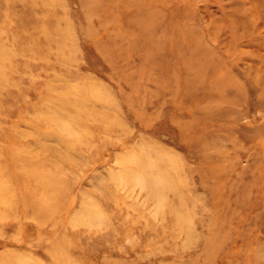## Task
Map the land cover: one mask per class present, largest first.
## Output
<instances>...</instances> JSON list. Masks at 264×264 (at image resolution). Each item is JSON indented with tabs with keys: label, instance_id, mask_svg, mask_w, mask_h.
I'll return each instance as SVG.
<instances>
[{
	"label": "rangeland",
	"instance_id": "obj_1",
	"mask_svg": "<svg viewBox=\"0 0 264 264\" xmlns=\"http://www.w3.org/2000/svg\"><path fill=\"white\" fill-rule=\"evenodd\" d=\"M0 264H264V0H0Z\"/></svg>",
	"mask_w": 264,
	"mask_h": 264
},
{
	"label": "bare ground",
	"instance_id": "obj_2",
	"mask_svg": "<svg viewBox=\"0 0 264 264\" xmlns=\"http://www.w3.org/2000/svg\"><path fill=\"white\" fill-rule=\"evenodd\" d=\"M97 96H102V92L97 91ZM157 190L161 196L162 201H164L166 199V196H165L166 191H174V190L176 191L179 199L181 200L180 194L177 192L175 186L170 182L167 183V185L163 186L162 188H157ZM180 203H181V201H180ZM86 210H87V217H88L86 222H89L90 224L92 222H95L94 220L99 216L100 213L97 212V210L95 208H93V209L86 208Z\"/></svg>",
	"mask_w": 264,
	"mask_h": 264
}]
</instances>
